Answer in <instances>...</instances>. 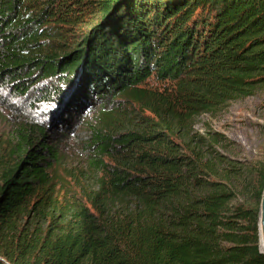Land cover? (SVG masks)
I'll return each mask as SVG.
<instances>
[{
    "label": "trees",
    "instance_id": "trees-1",
    "mask_svg": "<svg viewBox=\"0 0 264 264\" xmlns=\"http://www.w3.org/2000/svg\"><path fill=\"white\" fill-rule=\"evenodd\" d=\"M262 89L264 0H0V264H264V162L194 130Z\"/></svg>",
    "mask_w": 264,
    "mask_h": 264
},
{
    "label": "rangeland",
    "instance_id": "rangeland-1",
    "mask_svg": "<svg viewBox=\"0 0 264 264\" xmlns=\"http://www.w3.org/2000/svg\"><path fill=\"white\" fill-rule=\"evenodd\" d=\"M146 86L156 87L157 84L150 79ZM11 107L5 109L0 106V146L4 142L14 118L22 113L20 104L12 102ZM92 115L93 111H90L85 118L90 120ZM62 128L61 126L56 128L50 126L48 130L51 132L52 140L61 142L66 148L64 163L69 166L75 165L81 158L78 151L80 145H78L76 137H74L75 140L67 141V138L62 136ZM54 129L56 130L54 131ZM205 129L220 132L224 136L227 144L231 147L228 149L229 151H226L231 158L242 163L264 162V89L252 97L229 103L216 114H203L197 117L194 121V130L203 133Z\"/></svg>",
    "mask_w": 264,
    "mask_h": 264
},
{
    "label": "water",
    "instance_id": "water-1",
    "mask_svg": "<svg viewBox=\"0 0 264 264\" xmlns=\"http://www.w3.org/2000/svg\"><path fill=\"white\" fill-rule=\"evenodd\" d=\"M258 238L260 245V251L264 254V186L259 202V212H258Z\"/></svg>",
    "mask_w": 264,
    "mask_h": 264
},
{
    "label": "bare ground",
    "instance_id": "bare-ground-1",
    "mask_svg": "<svg viewBox=\"0 0 264 264\" xmlns=\"http://www.w3.org/2000/svg\"><path fill=\"white\" fill-rule=\"evenodd\" d=\"M261 243V242H260Z\"/></svg>",
    "mask_w": 264,
    "mask_h": 264
}]
</instances>
